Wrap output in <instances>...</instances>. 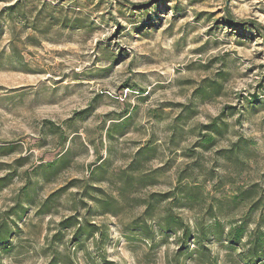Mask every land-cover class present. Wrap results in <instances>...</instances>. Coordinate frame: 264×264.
<instances>
[{"label": "rangeland", "instance_id": "374dc122", "mask_svg": "<svg viewBox=\"0 0 264 264\" xmlns=\"http://www.w3.org/2000/svg\"><path fill=\"white\" fill-rule=\"evenodd\" d=\"M0 147V264H246L223 237L264 232V0H0ZM167 216L207 240L181 255Z\"/></svg>", "mask_w": 264, "mask_h": 264}, {"label": "trees", "instance_id": "16d2710c", "mask_svg": "<svg viewBox=\"0 0 264 264\" xmlns=\"http://www.w3.org/2000/svg\"><path fill=\"white\" fill-rule=\"evenodd\" d=\"M117 2H120V1H117ZM19 4L20 3H15L14 5L8 7V11L13 12V10H16L19 7ZM202 96H206V93H202ZM214 124H215L214 126H216V123ZM209 140L210 139H207L206 142H209ZM8 151L9 149H6L5 147H0V152H2V154L7 153ZM191 191L192 189L189 188L186 191L187 194L184 193V191H181L179 192V195L182 197L184 196V194H186L187 196H190ZM164 198L168 199L169 197H164ZM179 200L180 201H176V202L180 205L181 198ZM151 201L143 203V205L147 206L148 208V210L145 212L146 215L144 216H147L149 211H151V208L153 206ZM100 205L103 206V203H100ZM62 225H65V226L72 225L73 226V224H70V219L66 220ZM132 227L135 231L141 230L140 236L142 237V239L148 240V241L154 240V234L145 224L138 225V223H135L134 225H132ZM86 229H87L88 234L93 236L94 234L99 233L101 240L103 239L104 237L103 232L101 231V229H99L95 225L91 224ZM255 230L258 232L259 227H257ZM210 231L212 234L217 236L218 240L220 241L222 237V231H223L222 226L219 223H215L214 226L210 229ZM158 232L159 233L174 232L175 235L177 234V232H181L182 237L178 241L180 244V254L181 255L185 254L186 244L187 242H189L191 238L194 240L195 244L201 247L204 244V242L207 240V236H208L207 235L208 232L204 231L202 226L199 229H197L195 233L192 234L189 231V229L185 225H183L181 221H177L175 218H172L170 216H167L164 219L163 224L159 226L158 228ZM223 238L226 240L229 248H232L233 250L242 249L241 252L239 253V258L245 261L246 264L248 262L259 263V262L264 261V232H262L260 236L254 238L252 237L251 233L246 232L244 225H240L238 227H233L229 229L228 233ZM3 239H4L3 236L0 235V240H3Z\"/></svg>", "mask_w": 264, "mask_h": 264}]
</instances>
